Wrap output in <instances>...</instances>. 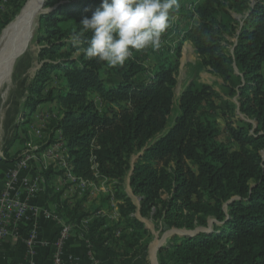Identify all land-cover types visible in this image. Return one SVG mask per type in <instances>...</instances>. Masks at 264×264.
<instances>
[{
  "label": "trees",
  "instance_id": "obj_1",
  "mask_svg": "<svg viewBox=\"0 0 264 264\" xmlns=\"http://www.w3.org/2000/svg\"><path fill=\"white\" fill-rule=\"evenodd\" d=\"M99 3L46 1L51 10L39 16L40 67L23 102L31 110L54 102L61 115L56 127L74 174L96 181L94 163L98 179L111 184L118 219L104 228L102 220L93 219L83 237L94 252L116 264H130L152 236L137 212L168 228L186 230L206 227L212 218L219 224L211 232L174 235L160 247L159 264H264V0H202L195 25L172 47L174 60L169 51L161 56L152 49L153 64L142 79L145 68L134 53L124 65L111 67L78 53L90 32L78 45L70 42L72 33L81 30V18L90 16ZM176 13L170 12L174 32ZM10 19L6 17L0 31ZM186 40L200 58L197 71L207 69L221 78L222 93L235 96L237 105L223 99L226 109H220L213 99H221V94L212 85L191 80L174 108ZM107 76L118 82L110 83ZM210 112L224 119L222 129ZM23 132L21 142L27 138L26 129ZM11 147L4 150V162L18 157L19 150L10 153ZM54 173L52 167L45 172L46 196L64 217L80 224L87 215L78 209L83 199L62 200L61 192L50 185ZM128 173L139 207L123 187Z\"/></svg>",
  "mask_w": 264,
  "mask_h": 264
},
{
  "label": "rangeland",
  "instance_id": "obj_2",
  "mask_svg": "<svg viewBox=\"0 0 264 264\" xmlns=\"http://www.w3.org/2000/svg\"><path fill=\"white\" fill-rule=\"evenodd\" d=\"M27 2L28 0H0V25L3 23L6 17L11 18L10 21L1 29L0 36L3 30L7 28V26L15 19V17L20 14ZM201 2L202 0H194V3L191 4L188 1L177 0L178 7L175 8L177 13L172 18V24L177 30L174 32L170 27H168V29L161 36V47L159 49H155L154 53L156 52L157 55H163L169 51L168 54L171 56V59L174 60L172 47H174V45L183 38L186 30L195 25V22L198 19L196 8ZM19 4H21L20 8L15 10L16 6L18 7ZM45 8L50 9L46 6ZM45 11L46 10L44 9V12ZM232 16L236 19L240 18L239 14L232 13ZM40 34L41 32L39 30L38 18L29 45L24 48L23 51H21V53L17 56L18 58L16 57L14 60L15 63L13 62L8 66L6 73L4 74V77L0 83V161H3L4 150L7 146H9V144H12L10 153H14L15 151L19 150L23 143L20 140L25 136L23 132L24 129H26L27 135H32L36 145H42L46 142L51 129V127L47 128L46 126H50L52 120L50 122H47L48 120H46V123L43 124L44 128H41L40 126L37 127V125H40V123H36L37 119L35 117L30 122V112L28 108H24L23 106V102L26 100L28 93L26 89H28V86L34 77L36 70L40 67L37 58V54L39 53L40 49V44L37 43V37ZM228 40L235 41V38L233 36H228ZM151 50L152 49L149 48L143 51H133L134 57L140 59V63L145 68L144 74L142 73L139 77L141 79L148 75L151 65L153 64V60H151ZM199 60L200 58L195 52L192 43L189 40L184 41L180 52L179 66L176 77L177 84L174 91V108L178 103V98L181 91L191 80L212 85L213 88L221 94V99H213L214 103L220 106V109H226L222 102L223 99H229L237 105L238 102L235 96L228 97L222 93L221 78L211 74L207 71V69L197 71L196 66L200 62ZM107 80L110 83L118 82V79L112 76H107ZM50 108L51 109L45 110V113H53L56 116V111H58V109L56 110V108L54 109L52 106H50ZM204 108L205 111H208L209 109L208 105H205ZM211 112L210 115H215L216 120L222 129L224 125V119H222L219 114ZM237 114L239 113L237 112ZM229 119L235 122L237 118L231 117ZM33 128L40 129L41 137L33 136ZM16 134L18 135V138L15 139L14 137ZM135 160L136 156L132 158V162ZM129 174L130 173L124 177L123 187L135 205L139 207V196L135 195L129 186ZM50 183H52V189L55 193L61 192V194L64 195V197L62 196L61 198L62 200L75 203L80 199H83V202H81L78 207L79 211L87 213V215L83 217L88 221L87 224H90L93 219H98L99 221H103L102 225L104 228L112 225L118 219L116 204L110 198L112 195L111 184L107 179H97L95 181L96 189L91 195L87 194L88 192L80 194L78 191H72L66 188H62V190L55 188L57 185H59L57 179H51ZM59 183L61 184L60 181ZM85 196L86 199L84 200L83 197ZM136 216L144 222L145 228L152 235L148 241L146 237L144 238V241H147V244L144 246L141 256H138L141 258H146V264H159L157 254L158 249L169 244L173 240L172 238L174 235L183 236L184 233H194V231L211 232L213 230L214 224H219V222H217L215 219L210 218L206 227H197L195 230H186L168 228L160 221H156L151 218H142L138 212L136 213ZM117 230L118 229H116V231ZM116 233L119 235L118 231ZM156 244L157 246L153 250V247Z\"/></svg>",
  "mask_w": 264,
  "mask_h": 264
},
{
  "label": "built area",
  "instance_id": "obj_3",
  "mask_svg": "<svg viewBox=\"0 0 264 264\" xmlns=\"http://www.w3.org/2000/svg\"><path fill=\"white\" fill-rule=\"evenodd\" d=\"M40 133L39 128H33L34 137H41ZM44 144L39 150L32 135H27L17 159L3 173L0 187V264H76L73 256L64 254L65 245L74 230L83 237L88 221L83 218L77 224L64 217L56 204L49 207L39 201L48 181L45 172L50 163L47 159L54 162L69 190L91 195L96 189L95 180L74 174L62 136ZM91 169L98 179L96 164L92 163ZM42 219L53 221L55 233L52 239H40ZM41 248L49 251L46 254L49 262L38 259ZM18 253H21V258L17 257Z\"/></svg>",
  "mask_w": 264,
  "mask_h": 264
},
{
  "label": "clouds",
  "instance_id": "obj_4",
  "mask_svg": "<svg viewBox=\"0 0 264 264\" xmlns=\"http://www.w3.org/2000/svg\"><path fill=\"white\" fill-rule=\"evenodd\" d=\"M177 7V0H100L90 16L81 18V30L72 33L70 42L76 46L90 32L78 53L119 67L133 51L161 47V36L170 26V12Z\"/></svg>",
  "mask_w": 264,
  "mask_h": 264
},
{
  "label": "crops",
  "instance_id": "obj_5",
  "mask_svg": "<svg viewBox=\"0 0 264 264\" xmlns=\"http://www.w3.org/2000/svg\"><path fill=\"white\" fill-rule=\"evenodd\" d=\"M26 90H28V89H26ZM95 99L98 102V99L97 98H95ZM50 106H52V108H54V109L56 108V110H57V106L55 103H40V104H37L33 108V110L28 109L30 112V118H31L30 122L35 117L37 119L36 123H38V122L40 123V125H37V127L40 126L41 128H44L43 124L46 123V120H48L47 122H50L52 120L50 126H46L47 128L51 127L48 138L46 139L47 143H50L51 141H54L55 138L61 136V130L56 127L57 120L61 118V115L58 111H56V116L53 113L52 114L45 113V110L51 109ZM23 122H25V121H23ZM47 161H48V163H50L49 168L52 167L53 171L55 172L54 174L50 175L51 179L52 180L57 179V182L59 184L55 188H59L61 190H62V188L68 189V186L65 185V187H64V183L61 180V173L56 169L54 162H52L51 159H49V160L47 159ZM9 164H10V162H4V161L0 162V187L2 185L3 173ZM51 179H50V182H51ZM59 181L61 182V184L59 183ZM50 185L52 186V183H50ZM87 194H89V193H87ZM62 196L64 197L63 194H61V198H62ZM39 201L45 205H48L49 207H52V206H54V204H56L52 201V199H49L45 193H43L40 196ZM54 233H55V225L53 224V221L42 219L40 221V233H39L40 239H48V240L52 239L54 236ZM156 246H157V244L153 247V250L155 249ZM48 252L49 251L47 249L41 248L40 255L38 256V259L49 262V259L46 256V254L48 255ZM64 252H65L64 254H66V255L73 256L76 264H91L93 261H97L98 264H116L110 258L104 256L103 254H101L99 252H94L92 250V248L84 240V238L79 235V232L77 230H74V232L72 233V235L70 236V238L66 242ZM90 252H92L91 256H90ZM17 257L21 258V253H18ZM145 259L146 258H143V257L142 258L137 257L130 264H146Z\"/></svg>",
  "mask_w": 264,
  "mask_h": 264
},
{
  "label": "bare ground",
  "instance_id": "obj_6",
  "mask_svg": "<svg viewBox=\"0 0 264 264\" xmlns=\"http://www.w3.org/2000/svg\"><path fill=\"white\" fill-rule=\"evenodd\" d=\"M44 0H28L20 14L0 36V83L8 66L26 48L32 38L39 16L44 12ZM18 58V57H17Z\"/></svg>",
  "mask_w": 264,
  "mask_h": 264
},
{
  "label": "water",
  "instance_id": "obj_7",
  "mask_svg": "<svg viewBox=\"0 0 264 264\" xmlns=\"http://www.w3.org/2000/svg\"><path fill=\"white\" fill-rule=\"evenodd\" d=\"M46 1H47V0H44L43 9H45V10H46L45 12L47 13V12H49L50 9L45 8ZM45 12H43V13H45ZM139 200H140V198H139ZM197 232H199V231H194V233H184V235L193 236V235H195Z\"/></svg>",
  "mask_w": 264,
  "mask_h": 264
}]
</instances>
